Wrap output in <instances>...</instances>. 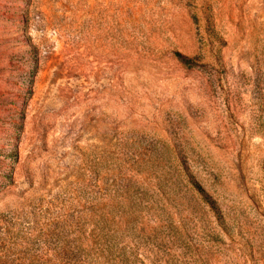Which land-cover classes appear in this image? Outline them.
<instances>
[{
  "label": "rangeland",
  "instance_id": "obj_1",
  "mask_svg": "<svg viewBox=\"0 0 264 264\" xmlns=\"http://www.w3.org/2000/svg\"><path fill=\"white\" fill-rule=\"evenodd\" d=\"M0 264H264V0H0Z\"/></svg>",
  "mask_w": 264,
  "mask_h": 264
}]
</instances>
